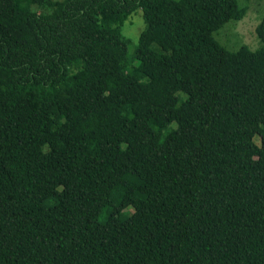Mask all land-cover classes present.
Returning <instances> with one entry per match:
<instances>
[{
	"label": "trees",
	"instance_id": "16d2710c",
	"mask_svg": "<svg viewBox=\"0 0 264 264\" xmlns=\"http://www.w3.org/2000/svg\"><path fill=\"white\" fill-rule=\"evenodd\" d=\"M245 12L0 0V264H264V14L214 37Z\"/></svg>",
	"mask_w": 264,
	"mask_h": 264
},
{
	"label": "rangeland",
	"instance_id": "374dc122",
	"mask_svg": "<svg viewBox=\"0 0 264 264\" xmlns=\"http://www.w3.org/2000/svg\"><path fill=\"white\" fill-rule=\"evenodd\" d=\"M239 7H245L244 16L235 21L229 20L214 32L215 39L228 50L234 51L243 45L255 50L259 46L256 35V26L264 14V0H238ZM122 26V35L129 40L128 50L133 53L141 33L146 29L142 10L133 13ZM175 126V122L172 123ZM167 131L165 129L163 132ZM255 141L260 144V138L255 136ZM128 212H131L129 208Z\"/></svg>",
	"mask_w": 264,
	"mask_h": 264
}]
</instances>
